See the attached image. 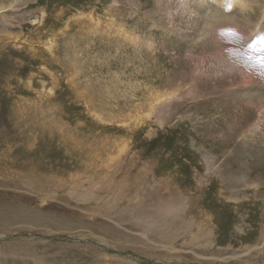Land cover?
Instances as JSON below:
<instances>
[{"label": "rangeland", "instance_id": "374dc122", "mask_svg": "<svg viewBox=\"0 0 264 264\" xmlns=\"http://www.w3.org/2000/svg\"><path fill=\"white\" fill-rule=\"evenodd\" d=\"M243 1L0 0V264H264Z\"/></svg>", "mask_w": 264, "mask_h": 264}, {"label": "snow or ice", "instance_id": "6c2138e0", "mask_svg": "<svg viewBox=\"0 0 264 264\" xmlns=\"http://www.w3.org/2000/svg\"><path fill=\"white\" fill-rule=\"evenodd\" d=\"M222 36L236 37L238 36V33H236L234 30L227 29L222 33ZM246 47L249 51H254L257 53L255 57L248 56L247 59L252 61L260 69L264 70V35H258L257 37L253 38V40L250 41Z\"/></svg>", "mask_w": 264, "mask_h": 264}, {"label": "bare ground", "instance_id": "6f19581e", "mask_svg": "<svg viewBox=\"0 0 264 264\" xmlns=\"http://www.w3.org/2000/svg\"><path fill=\"white\" fill-rule=\"evenodd\" d=\"M193 1V0H192ZM217 2H219V5H222L223 8H227L230 9L232 8L234 5H245L246 2L243 0H216ZM189 2V1H188ZM202 4V3H201ZM230 5V8H229ZM3 8V6L0 7V9ZM50 89V88H49ZM50 92V91H49Z\"/></svg>", "mask_w": 264, "mask_h": 264}]
</instances>
